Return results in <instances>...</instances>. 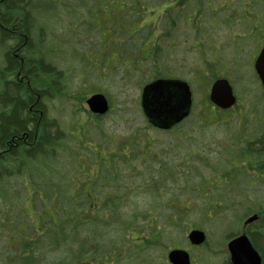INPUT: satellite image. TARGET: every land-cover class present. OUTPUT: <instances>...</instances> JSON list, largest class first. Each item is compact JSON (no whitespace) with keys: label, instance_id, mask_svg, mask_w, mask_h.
Segmentation results:
<instances>
[{"label":"trees","instance_id":"16d2710c","mask_svg":"<svg viewBox=\"0 0 264 264\" xmlns=\"http://www.w3.org/2000/svg\"><path fill=\"white\" fill-rule=\"evenodd\" d=\"M16 1L21 5L24 0ZM31 1L33 3L39 0ZM53 1L56 6L51 12H41L35 6L36 9L33 10L37 12L34 14L36 19L29 21L27 19L26 22L31 28L29 33L20 25L12 26L13 24L8 22H1L4 30H1L3 35L0 36V40H4L2 45L5 46L0 45V64H5L4 67L0 66L1 77L8 79L9 76L17 74L21 77L25 76L23 80L29 82L31 87L25 88L21 86L24 83L16 82L5 86L0 97V105L6 107L12 104L13 108L10 114H5L3 107L0 109V144L26 132L28 137L22 140L27 141L29 150L15 162L13 172L4 173L0 170V202L4 208L0 213V264H156L152 262L155 252L164 245H168V251L174 250L175 236L191 230V224L186 226L184 218L193 211H199V217L207 218L206 222L212 225L222 224L223 239L238 235L232 231H237L245 215L264 213L263 199L243 204L245 206L243 211L232 212V217L222 213L224 206L221 207L219 203L221 193L224 195L229 193V196L236 191V194H240L245 191L242 189L244 184L252 189L262 188L261 192L264 193V103L262 102L259 107H254L253 103L248 107H236L227 112L230 114H227L228 118L235 117V123L228 131L229 142L222 149L223 153L216 162L219 168L210 174L211 178L222 176L226 185L220 188H217L219 185L205 188L202 184L195 186L194 175L192 179L189 175L186 177V182L185 180L181 182L172 171L168 172L166 163L163 164L162 161L161 164L158 163L159 174L148 173L147 180L141 177L142 181L137 184L127 182V178L139 177L135 171H132L137 163L140 166L147 165L152 154L154 161L158 160L151 150L152 145L148 139L117 140L111 136H103L104 139L92 142L91 138L81 137L77 132V128L80 132L83 127H77V124L74 125L70 121L60 125L45 116L44 111L41 117L37 114L32 117L28 108L34 103L40 106L41 100H35V96L41 97V82L48 89L53 85L57 94L60 92V89L56 90L58 82L60 81L63 86L60 72L56 71L57 64L55 65L50 58L53 50L42 40L45 35L48 36V25L51 23L49 19L57 17L58 2L63 3L68 11L75 2L89 3V0ZM92 1L97 3L95 0ZM107 1L113 2V6H123V0ZM131 1L135 2L128 6V9H131L130 13L133 15L131 20L128 18L126 24L140 23V13L145 14V18L150 16L147 9L140 6L141 1ZM182 1L178 0L175 6H180ZM5 3L7 1L3 0L0 10L2 14L8 15L3 7ZM92 8H89L88 12ZM221 8H225L227 12L234 11V15L225 13L224 16H216V11ZM120 9L123 11V8ZM110 11L115 15L111 8ZM193 11H196L199 18L196 20L195 15H192L193 24L190 25V30L194 33L193 49L200 58L198 60L203 61L204 67L213 66L212 64L218 66L225 53L224 49L216 46L217 39H213L211 33L203 27V23L206 25L205 22L210 23L208 27L211 29L221 26L231 28L230 25L236 23L248 25L244 32H234L230 37L227 35L225 38L224 45L230 46L231 51L227 53L231 55V59L237 61L236 64L242 62L243 47L249 43L264 44V0H226L223 5L210 4V7L208 5L202 8L195 7ZM142 24H153L155 28L157 27L152 20ZM144 27L140 31H143ZM156 30L157 28L152 34ZM24 37H31L27 45L23 44ZM154 40L151 43L146 38L145 43L153 44L155 49L157 37ZM237 44H240L238 49ZM148 47L150 48L147 54L151 55L152 48ZM13 50L15 54L11 56ZM136 54L133 53L135 56L128 65L133 62L138 64L139 59ZM120 57L122 58L123 55L120 54ZM9 63L14 65V69H9ZM217 66L214 67L215 70H218ZM220 67L227 72V64L225 66L221 64ZM45 69L47 74L44 75ZM94 119L97 120L96 116ZM26 126L31 129L30 132L25 129ZM93 126L95 127L94 124ZM8 164L10 163L4 165L8 166ZM236 166L240 168V172L234 171L238 170ZM23 170L27 174L26 183H24L25 176L21 175ZM246 172H253L258 178L248 181L247 179L250 178L246 177ZM197 174L201 177L199 172ZM246 181L248 183H244ZM19 182L23 183L26 196L16 188ZM227 182L232 183V188L227 187ZM169 184L179 187L181 197L174 195L166 201L163 200L165 187ZM15 193L22 197L15 198ZM130 193H134L133 197ZM143 194L158 200L159 206L164 201V205L173 213L167 214L162 223L159 217L162 218L163 215L155 213L157 201L154 202L152 209L139 208L134 201L130 202V197L133 200L134 197L137 199L138 195ZM194 194L200 199L204 194L203 204L198 206L197 210L194 209L197 207L193 202ZM34 199L39 204L38 210L34 207ZM23 204L30 207L29 211L27 209L25 211ZM231 205L238 206L233 200L230 204L226 203L228 208H232ZM255 224H257L254 225L255 228H249L245 233L249 236L252 245L261 253L264 264L262 233L264 219ZM172 234L174 237L171 236ZM220 254L225 252L222 250ZM213 259L212 256H208L203 264H214ZM224 264H229L226 255H224Z\"/></svg>","mask_w":264,"mask_h":264},{"label":"rangeland","instance_id":"374dc122","mask_svg":"<svg viewBox=\"0 0 264 264\" xmlns=\"http://www.w3.org/2000/svg\"><path fill=\"white\" fill-rule=\"evenodd\" d=\"M95 1L97 3L89 0V3L77 7L80 9L79 18L64 14L63 10L57 7L56 9H59L57 17L49 19L51 23L48 25V36L45 35L42 40L52 48L53 52H51L50 58L58 66L56 71L64 73V77L62 76L63 87L59 94L54 96L52 91L50 93L48 91L47 117L60 125L70 121L74 125L77 124V127H83L84 132L82 128L80 132L77 128V132L81 137L91 138L92 142L104 139L103 136H111L117 140L134 138L139 141L140 138L148 139L152 145L151 150L158 157V160L154 161L152 154L150 156L152 159L150 158L147 165L140 166L137 163L132 171H135L139 177L127 178V182L137 184V182L142 181L141 179L147 180L148 173L159 174L158 163L161 164L160 161H162L163 164L166 163L168 172L172 171L174 175H177L176 177L180 178L181 182L184 180L186 182V177L189 175L192 179L194 175L195 181L193 184L195 186H201L202 184L203 188L210 185L212 187L219 185L217 188L225 187L226 182L223 181L222 176L211 178L210 174L219 168L216 162L223 153L222 149L229 142L226 136L229 135L228 131L234 126L235 117L228 118L227 114H230L226 113V116L221 120H211L207 113L212 112L214 107L210 104L212 111L211 109H205L208 108L205 100L206 89L212 82L209 81V78H227L238 98L239 107H248L249 104L253 105V103L254 107L261 106V102L264 103V92L253 71V62L262 45L249 43L243 47L242 62L236 64L237 61L231 59V55L227 53L231 51L229 50L230 46L226 47L224 45L225 38L228 34H233L232 32H244L248 25L246 23L243 25L236 23L231 24V28L221 26L211 29L208 27L210 23L205 22L206 27L202 22L203 27L211 33L213 39H217L215 40L216 46L219 49H224L223 52L225 51V53H223L219 65L225 66L227 64L228 70L227 72L223 71L217 64H212L213 66L205 65L204 67L203 61L198 60L200 58L193 49L195 47L194 33L193 30H190V25L193 23H191L189 17L196 15V11L192 12L195 7L202 8L206 3L219 6L225 4L226 0H183L180 6L173 5V2L178 4V0H139L142 2L140 6L146 8L150 16L145 18V14L140 13L141 22L129 24L125 22L128 18H130L129 20L132 19L133 13H130L131 9H128V6L135 1L123 0V6H113V2L107 0ZM144 4L147 6H144ZM60 5L63 6V3H60ZM187 6H189V9H187ZM69 7H71V4ZM89 8H92L90 12H88ZM110 8L115 15L111 14ZM120 8H123V11ZM153 9H155V13ZM137 12L139 11L137 10ZM225 13L234 15V11L227 12L225 8H221L216 11V16H224ZM157 17L158 20H156ZM185 18L189 19L188 23L185 22ZM195 19H199L197 15ZM150 20L153 22L156 20L157 30L154 34L152 33L156 28L153 24H142L143 22L149 23ZM79 21L81 22L79 23ZM143 26H145L144 30L140 31ZM155 37H157L156 47L153 49L154 45L145 43V39L147 38L152 43ZM238 45L240 44H237V49ZM148 46L152 48L151 55L141 57L139 54L147 53L150 48ZM134 52L138 53L136 54L137 59L140 60H138V63L142 64V68H145V70L138 73L140 67L134 64L135 62L128 65L132 61V57L135 56L133 55ZM120 54L123 55V60H121ZM119 66L125 71L118 68ZM215 66L218 67V70L214 69ZM133 70H136V72ZM173 74L175 78L186 81L192 87L193 105L191 116L186 122L169 129V131L156 130L145 122L141 114L139 106L141 89L155 78L169 79V75ZM200 77H203L204 82L200 81ZM47 90L49 89L47 88ZM94 93L104 94L107 99L113 98L114 100V104L111 105L112 110L101 120H95L94 116L88 112L85 104V100ZM155 156L154 158L157 159ZM236 168L238 170L235 169L234 171L240 172V168L237 166ZM197 172L200 173L201 177ZM21 175L25 176V182H23L26 183V171L23 170ZM245 175L250 178L247 179L248 181L258 178L253 172H246ZM22 184V182H19V184H16V188L20 190L22 195H25L26 190H23ZM227 187L232 188V183H228ZM242 189L245 191L240 194H236L237 192L233 189L234 194L229 196V193L224 195V193L219 192L222 194L219 202L221 203L220 206H224L222 213H227L232 217V212L237 213L238 211L240 213L243 211L245 207L243 204H250L251 201L258 199H263L262 206L264 207L262 188L255 187L252 189L249 185L244 184ZM133 194L130 193V196L133 197ZM22 195L19 196L15 193L14 196L18 198ZM174 195L181 197L179 187L173 184L167 185L163 200L166 201ZM132 197L129 198L130 202L134 201L139 208L152 209L154 202L157 201L158 205H156L155 213L163 215L162 218L159 217L162 223L167 214L173 213L170 208L164 205V201L159 206V201L149 198V195H138V198L134 197L133 200ZM196 197L194 194L195 199H193V202L197 204L195 210L203 204L204 194L201 199ZM217 197L218 195H216ZM230 199L236 202L238 206L231 205L232 208H228L226 203L230 204ZM34 202V207L38 210L39 204L35 199ZM1 204L0 202V213L4 210ZM24 208L25 211L30 209L28 206H24ZM198 213L199 211H193V213L187 215L184 218V224L186 226L191 224V230L203 231L206 235L203 243L192 245L187 238L190 230H187L182 235L175 236L173 246L176 248H174L188 252L192 264H203L208 256L214 258L212 260L214 264H224V255H226V260L229 262L226 244L231 238H222L223 225H212L206 222L207 218L199 217ZM251 216L245 215L241 219L237 231L234 230L232 233L241 234L246 222H248L247 218ZM260 216L264 219L263 215ZM255 222L249 224L255 228ZM262 233L264 234V230ZM171 236L174 237V234ZM167 246L164 245L153 254L154 259L152 260L154 261L152 262L169 264L165 260L169 252ZM222 250L225 254L221 255Z\"/></svg>","mask_w":264,"mask_h":264},{"label":"water","instance_id":"95a60500","mask_svg":"<svg viewBox=\"0 0 264 264\" xmlns=\"http://www.w3.org/2000/svg\"><path fill=\"white\" fill-rule=\"evenodd\" d=\"M254 71L264 89V46L257 55L254 65ZM172 86L178 87L183 91L186 97H190L188 87L178 81L158 80L150 85L148 89L155 96V100L159 103L156 113L162 117L164 111L167 116H173L175 108L172 105V98L168 94V90ZM166 87V88H165ZM166 92V99L160 100L162 93ZM211 102L218 108L228 110L236 104V97L233 93L232 87L226 80H221L213 85L211 90ZM87 109L94 115H104L109 110V105L106 98L102 94H94L85 102ZM155 112V111H154ZM170 117L166 118V122ZM257 219V216H252L248 221L252 222ZM205 239L204 232L200 230H193L188 234V240L192 245H200ZM227 251L229 252L231 264H261V259L258 252L253 248L248 237L241 235L233 238L227 243ZM169 264H191L190 255L188 252L180 249L171 250L167 254Z\"/></svg>","mask_w":264,"mask_h":264},{"label":"flooded vegetation","instance_id":"af4514ba","mask_svg":"<svg viewBox=\"0 0 264 264\" xmlns=\"http://www.w3.org/2000/svg\"><path fill=\"white\" fill-rule=\"evenodd\" d=\"M33 3H35V5H44L42 3H45V2H42V1L39 0V1H36V2H33ZM33 3H32L31 0H24L20 4L21 5L26 4V5H28V6H30L32 8L34 6ZM176 3L177 2H173V5H176ZM85 4L86 3L81 4L80 2L79 3L75 2V4L74 3L72 4V8H71L70 11L66 10L65 9V6L64 5L63 6L60 5L59 2H58V7L63 10V13L64 14H69L71 16H74L76 18H79L80 9L77 8V7H79L80 5L83 6ZM205 5H210V4L206 3ZM158 17H157L156 20H158ZM189 19L191 21L193 19V17L191 16V18L189 17ZM189 19L188 18H185V22H188ZM29 20L30 19H28V21ZM156 20H155V22H156ZM2 21L3 22H8L7 20H4L3 18L0 17V36L3 35L1 33V30H4V29H2V26H1V22ZM26 22H27V19H26ZM80 22L81 21H79V23ZM9 30L12 31V29H9ZM232 33H234V32H232ZM231 35L232 34H228V37H230ZM23 39H24V43L23 44L27 45V43L31 40V37H28V38L27 37H24ZM173 47H174V45H173ZM13 52H14V50H13ZM147 53H148V51H147ZM14 54H15V52H14ZM15 57H17V56L15 55ZM0 66H3L4 67L5 64H0ZM1 69L2 68H0V78H1V73H2ZM57 69H58V66H57ZM58 72H60V71H58ZM45 74H47L46 69L44 70V75ZM44 75H43V77H44ZM62 76H64V73H61L60 72V79L62 78ZM16 77L17 78H22V79L26 78L25 76H22V77H21V75L19 76V74H17ZM43 77H42V79H43ZM168 78L169 79H167V80H170V81H173V82L177 81V78H175V75L174 74L173 75H169ZM48 80H47V82H49ZM158 80H163V79L162 78H159V77L158 78H155L150 83L145 84L143 86V88L141 89V93H140V97H139L140 109H141V112L143 114V118H144L145 122L148 123L149 125H151L152 127H154L155 129H157V130H160L161 128H164V129H168V128L169 129H172L173 127H177V126L181 125L182 123L186 122L188 120V118L191 116V109H192V105H193L192 90H191L192 87L186 81L181 80V79L179 80V81H182L181 83H184L189 88L190 94H191L190 97H186L183 94V91L180 88H178V87L172 86V89L170 88L168 90V94L172 98V105L171 106H173L175 108V111H174L173 116H167L166 115L165 118L170 117V119L166 122V121H164L166 119L163 117V115H161L163 117V121H162V117H160V116L157 115L156 110H157V107H158L159 103H157L156 100L154 98H152V93L147 88L148 85H150L154 81H158ZM26 83L29 84V82H26ZM58 83H59V85H61L60 84V81ZM62 85H63V81H62ZM41 87H42L41 90H40L41 91V97L38 96V95L35 96V100H39V99L41 100L40 106H37L36 103H34V104H32L30 106V109L32 111L31 114L33 115L32 117H35V114H37L38 116L41 117L42 116V111H44L45 116H48V114H47V109H48V105H47L48 104V101H47V98L48 97H47V94H48V90H47V86H45L42 82H41ZM60 87H63V86H60ZM206 91H208V90H206ZM166 96H167V93L166 92H163L161 98H158L159 99L158 102H160V100L166 99ZM205 100L207 102V105L212 104V106L214 108H217L213 103H211V100H209L207 94H206ZM234 107L235 108L236 107L238 108L239 107L238 106V103ZM235 108H233V109H235ZM32 109H34V110H32ZM228 111H225V113H227ZM165 112L166 111H164V113ZM238 114H240V113H238ZM207 116L211 117V120H213V121H216V120H219V119L221 120V118H220L221 114L220 113H217L216 109H214L212 112H208L207 113ZM259 217L260 218L257 219V220H259V221L262 220V216H259ZM247 224L249 226L248 225L245 226V228L242 230L243 233H245V230H248L249 228H254V227H252L251 224H249V223H247ZM255 225H257V224H255ZM246 236L249 237L247 234H246ZM258 253H259V256H260V259H261V264H263V260H262L261 253L260 252H258Z\"/></svg>","mask_w":264,"mask_h":264},{"label":"bare ground","instance_id":"6f19581e","mask_svg":"<svg viewBox=\"0 0 264 264\" xmlns=\"http://www.w3.org/2000/svg\"><path fill=\"white\" fill-rule=\"evenodd\" d=\"M2 1L3 0H0V5H1ZM5 1H7V3H5L6 5H3V7L6 10V12L8 13V15L7 14L6 15L2 14L1 13V10H0V17L3 18L4 20H7L8 23L13 24L12 26H14V25L15 26L20 25L21 28L25 29V31L27 33H29L31 31V28L26 23V19H32V20H35L36 19L34 17V14L37 13V12L35 10H33L34 8L36 9L35 6H37V8H38L37 10L40 9V11L41 12H44V13H47L46 11L51 12V10H53L54 7L56 6V4L54 3L53 0H40L42 2H45L44 5H34L32 8L30 6H28V5H26V4H24V5H18L16 0H5ZM3 43H4V40L3 41L0 40V45L1 46H3L2 45ZM3 47H5V46H3ZM13 54H14V52L11 51L10 55L13 56ZM139 55L141 57L148 56V54L147 53H144V52L143 53H140ZM137 65L140 67V69L137 71V73L139 71H141V70H145V68H142V64H139L138 63ZM13 66L14 65H12V64L9 63V69H14ZM118 68H121V66H119ZM122 71H125V70L122 69ZM133 71L136 72V70H133ZM10 72H14V71H10ZM21 79L22 78H17L16 75L9 76L8 79H6L5 77H1L0 78V97H1V94L3 92V88L5 86H7V85L9 86V85L14 84L16 82L17 83L18 82L19 83H24V85H21L22 87H25V88H28V87L30 88L31 87L30 83L28 84L23 79L22 80ZM200 79H201L200 81H203L204 80L203 77H200ZM221 80H226L229 83V85L231 86L230 81L227 78H221V77H219V78L216 77L214 79L209 78V81L210 82L212 81L211 84H210V86H208L207 89H206V90H208L207 91V95H208L209 100H211L210 97H211V90L213 88V85L216 82L221 81ZM206 83L208 84V82H206ZM49 88H50L48 90L49 93H50V91H52L54 93V96H55L57 93L55 92L53 85L49 86ZM57 88L58 89H56V90H59L60 89V92H61L62 87L57 86ZM152 98L155 99V96H152ZM85 102H86V100H85ZM107 102H108V105H109V110L104 115H95L96 118H97V120H101V119L105 118L107 116V114L110 113V111L112 110L111 105L114 104L113 98L107 99ZM0 103H1V99H0ZM139 106H140V102H139ZM1 107H3V109L5 111L4 112L5 114H7V113L10 114L13 111L12 104H8V106H6V107H5V105L2 104V105H0V109H1ZM205 109L210 110L211 108L208 105V108H205ZM214 109H216L217 113H220L221 114L220 118H223L224 116H226V113H225V111L223 109H220V108H214ZM32 110H34V109H32ZM28 111L30 113H32L30 107L28 108ZM140 111H141V109H140ZM141 114H142V112H141ZM142 116H143V114H142ZM163 117L164 118L166 117V113H164ZM163 117H162V121H163ZM20 118H22V117H20ZM199 123L202 124L201 121H199ZM25 129L27 131H29V132L31 131V129L28 126H26ZM160 130L161 131H165L166 129L161 128ZM27 137L28 136H27L26 132H22L20 134V136L14 137L10 141H5L3 144H0V170L1 171H3L4 173H8V172H13L14 171L15 162H17V160H19V158L22 156V154L23 155H26L27 152L29 151L28 150V143H27V141L24 142V140H22L23 138L25 139ZM228 137H229V135L226 136V138H228ZM35 138H36V136L34 137V139ZM8 162L10 163V164H8V166L4 165V164H6Z\"/></svg>","mask_w":264,"mask_h":264}]
</instances>
